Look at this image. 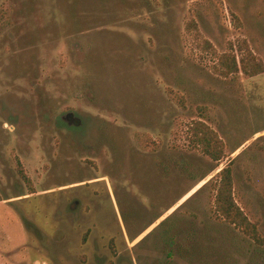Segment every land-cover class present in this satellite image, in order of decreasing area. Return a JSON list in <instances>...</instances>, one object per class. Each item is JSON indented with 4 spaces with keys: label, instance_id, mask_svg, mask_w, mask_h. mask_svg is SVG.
Masks as SVG:
<instances>
[{
    "label": "rangeland",
    "instance_id": "1",
    "mask_svg": "<svg viewBox=\"0 0 264 264\" xmlns=\"http://www.w3.org/2000/svg\"><path fill=\"white\" fill-rule=\"evenodd\" d=\"M226 166L263 241L264 0H0V264H264Z\"/></svg>",
    "mask_w": 264,
    "mask_h": 264
},
{
    "label": "trees",
    "instance_id": "2",
    "mask_svg": "<svg viewBox=\"0 0 264 264\" xmlns=\"http://www.w3.org/2000/svg\"><path fill=\"white\" fill-rule=\"evenodd\" d=\"M240 51H242L241 48ZM247 55V60L246 58L244 59V57L240 59L241 70L250 75L261 73L263 71L262 63L257 61L249 50ZM221 62L227 69V73L239 71V66L234 56L229 57L228 55H223ZM190 132L194 137L193 140L200 144L202 152L211 160L218 162L223 158L224 151L222 141L205 122L195 121L192 123L190 125ZM218 175L219 180L215 187L216 191L214 194V205L218 215L235 227L248 232L259 244L261 242L264 243V240L261 241L260 237H258L255 225L250 222L234 200L233 178L230 166L221 169ZM0 201H2L1 197ZM166 221L167 219L159 223V226H163Z\"/></svg>",
    "mask_w": 264,
    "mask_h": 264
},
{
    "label": "flooded vegetation",
    "instance_id": "3",
    "mask_svg": "<svg viewBox=\"0 0 264 264\" xmlns=\"http://www.w3.org/2000/svg\"><path fill=\"white\" fill-rule=\"evenodd\" d=\"M64 120L68 124V123H71L75 119L73 118V116L71 114H66L65 117H64Z\"/></svg>",
    "mask_w": 264,
    "mask_h": 264
}]
</instances>
